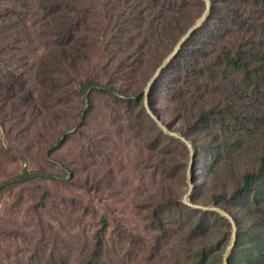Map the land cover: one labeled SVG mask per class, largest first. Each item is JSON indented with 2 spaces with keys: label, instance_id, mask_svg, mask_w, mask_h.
<instances>
[{
  "label": "rangeland",
  "instance_id": "rangeland-1",
  "mask_svg": "<svg viewBox=\"0 0 264 264\" xmlns=\"http://www.w3.org/2000/svg\"><path fill=\"white\" fill-rule=\"evenodd\" d=\"M115 2L91 0L93 17L99 22L106 15L111 17ZM24 13L32 40L16 44L1 56L0 74L24 73L38 95L35 68L47 53L49 28L39 22L32 8ZM193 13L197 15L199 9ZM42 31H46L45 36ZM6 35L10 41V31ZM99 48L74 87L79 90L88 81H98L101 88L88 91L84 98L78 96L52 107L41 105L40 114L30 110L8 116L4 123L0 115V264H223L231 240L230 223L216 220L205 241H191L187 232L196 216L166 200L173 194L184 205L190 157L187 146L165 143L163 163L158 154L153 156L147 150L159 136V128L146 111L144 118L138 115L145 110L144 104L137 107L133 103L137 99L144 103L143 93L157 59L149 57L138 73L125 71L119 84L128 96L119 95L120 102L114 103L108 95L114 76L111 58L106 45ZM158 48L164 53L166 43L161 42ZM260 92L261 111L264 85ZM246 96L248 102L254 100L251 88ZM128 116L140 117L139 126L125 124L118 130L114 119ZM243 139H251L250 134ZM262 142L264 138L257 137L254 145L261 146ZM6 149L10 150L7 158ZM63 163L77 168V174L72 175ZM237 163L232 169H237ZM175 170L179 172L176 176ZM62 172L67 175H60ZM234 185L225 176L220 186L233 189ZM209 187L207 184L204 189L207 203L200 205L218 206L209 200ZM225 205L234 209L243 223L250 217L247 207L258 209L244 202L235 208L228 202ZM13 230L19 235H11ZM252 253L246 249L241 262L252 264L245 262L246 255ZM256 253L253 264L260 260ZM259 264H264V258Z\"/></svg>",
  "mask_w": 264,
  "mask_h": 264
},
{
  "label": "trees",
  "instance_id": "trees-1",
  "mask_svg": "<svg viewBox=\"0 0 264 264\" xmlns=\"http://www.w3.org/2000/svg\"><path fill=\"white\" fill-rule=\"evenodd\" d=\"M15 1L0 0V38L3 39L0 58L16 48V44L32 40L24 13L30 8L41 20L39 22L47 24L49 44L47 53L35 68V78L40 86L38 95L24 73L5 71L0 74L3 123L8 116H20L30 110L40 114L41 105L52 107L54 103H65L78 96L84 98L88 91L101 88L98 81H88L80 85L79 90L74 85L102 45L108 47L110 69L114 75L108 95L112 102H120L117 96H128L124 86L119 84L125 71H143L149 57H153L157 62L150 75L152 78L180 38L206 11L203 0H116L112 16L106 15L99 22L90 10L91 0ZM196 8L199 13L194 16ZM8 31L12 42L6 35ZM42 32L45 36L46 31ZM161 42L166 43L164 53L158 48ZM262 85L264 0H212L211 11L203 26L186 41L149 94L152 113L195 147V190L191 200L196 204L207 203L204 189L210 184L209 200L229 212L237 222L238 241L230 264H244L240 256L246 249L253 253L246 255L245 262H256L257 258L252 257L255 252L259 253L260 260L264 258V142L261 146L254 145L255 138H264V108L258 109V102H262L259 98ZM249 88L255 95L251 102L246 96ZM125 104L131 105V102ZM133 104L140 107L143 100L137 99ZM138 115L147 116L145 110L139 111ZM139 118L118 117L114 119V126L118 130L125 124L135 128L139 126ZM247 133L251 137L249 140L243 139ZM158 135L147 150L153 152V156L158 154L162 163L167 154L165 143L186 147L180 140L163 136L159 129ZM65 137L68 138L67 134ZM6 150L5 158L10 157V150ZM236 162L237 169L234 170L232 167ZM63 166L72 175L77 174L73 165L63 163ZM178 173L175 170L173 175ZM225 176L233 180V189L220 186ZM166 200L196 216V222L187 232L191 241H205L216 220L228 221L218 213L184 206L173 194ZM227 202L234 208L244 202L257 205L258 209L247 207L250 217L243 223L234 209L226 207ZM18 233L13 230L11 235ZM247 241L253 243L248 245Z\"/></svg>",
  "mask_w": 264,
  "mask_h": 264
},
{
  "label": "water",
  "instance_id": "water-1",
  "mask_svg": "<svg viewBox=\"0 0 264 264\" xmlns=\"http://www.w3.org/2000/svg\"><path fill=\"white\" fill-rule=\"evenodd\" d=\"M206 3V12L204 15L196 22V24L188 31V33L179 40L175 48L173 49L172 53L161 63V65L158 67L156 72L154 73V76L152 79L149 81L144 93H143V98H144V109L147 113L148 116L151 117V119L155 122L157 127L161 130V132L164 135H167L169 137L175 138L177 140L182 141L188 148L189 150V163H188V169H187V177H188V190L186 194L184 195L182 199V203L194 210H199L203 212H214L218 213L224 218H226L229 223L231 224V240L228 245V247L225 250V253L223 255V264H230V257L233 253L234 248L236 247L237 241H238V225L237 222L235 221L234 217L227 212L225 209L218 207V206H204L200 204H196L191 200V197L194 193L195 190V183H194V164H195V158H196V150L193 145V143L188 140L184 135L181 133L174 131L170 129L169 127H166L160 119L155 116L152 111L150 110L149 107V94L150 91L159 78L160 74L167 69V66L170 64V62L175 58V56L178 54L179 51H181L183 45L186 43V41L193 35L194 32H196L198 29H200L205 21L208 18V15L211 11L212 8V0H203Z\"/></svg>",
  "mask_w": 264,
  "mask_h": 264
}]
</instances>
